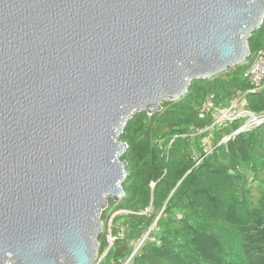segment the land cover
I'll list each match as a JSON object with an SVG mask.
<instances>
[{"label":"water","instance_id":"water-1","mask_svg":"<svg viewBox=\"0 0 264 264\" xmlns=\"http://www.w3.org/2000/svg\"><path fill=\"white\" fill-rule=\"evenodd\" d=\"M264 0H0V264H96L137 113L251 58Z\"/></svg>","mask_w":264,"mask_h":264},{"label":"trees","instance_id":"trees-1","mask_svg":"<svg viewBox=\"0 0 264 264\" xmlns=\"http://www.w3.org/2000/svg\"><path fill=\"white\" fill-rule=\"evenodd\" d=\"M249 46L245 64L127 123L125 198L103 213L96 264H125L147 235L129 264H264V122L222 144L244 120L208 129L234 98L264 115V90L251 92L246 75L264 52V21Z\"/></svg>","mask_w":264,"mask_h":264},{"label":"built area","instance_id":"built-area-1","mask_svg":"<svg viewBox=\"0 0 264 264\" xmlns=\"http://www.w3.org/2000/svg\"><path fill=\"white\" fill-rule=\"evenodd\" d=\"M252 59H253L252 63L246 75L254 86L251 92L256 93L257 91L264 90V52L260 51L256 53L252 57ZM239 119L244 120L241 127L230 136L224 137L220 141L221 144L226 143L228 140L236 136V134L238 133L249 132L253 128L260 126L264 122V115H257L253 111L245 110L241 105L240 98H234V100L230 102L227 108L218 109L215 112V114L213 115V124L208 129H213L215 128V126L218 127V125H220L223 122H234L235 120H239ZM210 141H211V137H208L205 143L209 144ZM212 150L213 148L211 147L210 151ZM109 226H111V222ZM147 236L138 243L137 245L138 247L136 248L134 253L125 261V264H129V262H131L133 257L142 247L144 240L147 239ZM108 239L110 244L114 242V238L112 237V235H110ZM151 240L155 241L154 239Z\"/></svg>","mask_w":264,"mask_h":264},{"label":"rangeland","instance_id":"rangeland-1","mask_svg":"<svg viewBox=\"0 0 264 264\" xmlns=\"http://www.w3.org/2000/svg\"><path fill=\"white\" fill-rule=\"evenodd\" d=\"M106 210H107V209H106ZM106 210H105V211H106ZM104 229H105V225H104ZM104 229H103V230H104ZM104 231H105V230H104Z\"/></svg>","mask_w":264,"mask_h":264}]
</instances>
